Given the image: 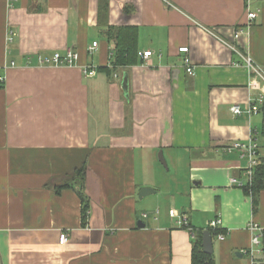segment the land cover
<instances>
[{
  "label": "crops",
  "instance_id": "0c3cea01",
  "mask_svg": "<svg viewBox=\"0 0 264 264\" xmlns=\"http://www.w3.org/2000/svg\"><path fill=\"white\" fill-rule=\"evenodd\" d=\"M123 26L149 59L113 65L107 33ZM66 49L75 65L39 64ZM242 55L264 69V0H0V264H192L213 220L211 264H250L264 190L225 150L252 136L264 160V108L230 112L255 97Z\"/></svg>",
  "mask_w": 264,
  "mask_h": 264
},
{
  "label": "built area",
  "instance_id": "2783aa9c",
  "mask_svg": "<svg viewBox=\"0 0 264 264\" xmlns=\"http://www.w3.org/2000/svg\"><path fill=\"white\" fill-rule=\"evenodd\" d=\"M246 9V17L248 20V24L255 20L257 14L251 12L249 9V5L245 6ZM249 26V25H247ZM242 31H237L234 35V39H238L241 35ZM13 33H10V37L8 41L11 42V37ZM97 49V43L93 42L92 45L88 48V52L92 54ZM235 52L236 49H233ZM179 53H187L188 48L182 47L178 49ZM138 58L142 60H147L152 56L151 51H143L137 53ZM244 62V67L247 70L249 75V82L247 84L248 90L255 93V97H249L247 101L246 108L242 110L238 105H233L230 107V112L235 116H240L242 114H246L248 117L255 116L261 113L264 108V69L255 65L253 60L249 56H240ZM78 61V54L71 49H66L64 53L55 52L48 58H43L38 56V62L41 65L45 66H54V67H71L75 65ZM183 64L186 67V72L188 74L193 73V67L191 66L190 59L188 57H184ZM13 65V63H11ZM96 68L92 66H83L82 73L85 77H93L96 75ZM4 76H0V86L4 83ZM228 152L238 151L242 157L247 160V167L244 171V175L246 178L247 187H251L253 176L256 167L260 163L259 155V144L256 139L252 136L249 137L246 141H235L231 143L225 149ZM234 184L238 187H243L244 184L242 182L232 180ZM169 216L172 219H175V222L178 226L187 227L188 222L185 215H180L174 210L169 211ZM219 225V220H213L209 224V228L211 230H215ZM247 230L250 233V247L247 250L246 254L249 257L250 264H260L258 262V256L262 255V236L264 234V229L260 227L258 224L249 222L247 225ZM218 239L222 240L223 236L218 235ZM68 237L65 233H59L58 235V245L63 246L67 243Z\"/></svg>",
  "mask_w": 264,
  "mask_h": 264
},
{
  "label": "trees",
  "instance_id": "16d2710c",
  "mask_svg": "<svg viewBox=\"0 0 264 264\" xmlns=\"http://www.w3.org/2000/svg\"><path fill=\"white\" fill-rule=\"evenodd\" d=\"M107 40L113 42V65L117 67L132 66L139 63L137 50V31L134 27H118L110 29L107 33ZM83 169L77 170L78 173ZM250 195L260 190H264V160L260 161L256 167L251 187H247ZM245 188V191H247ZM87 207H83L82 218H86ZM211 236L216 232L208 229ZM260 264H264V234L262 236V255L257 259ZM192 264H211V255L202 251V232L196 234L192 248Z\"/></svg>",
  "mask_w": 264,
  "mask_h": 264
},
{
  "label": "water",
  "instance_id": "95a60500",
  "mask_svg": "<svg viewBox=\"0 0 264 264\" xmlns=\"http://www.w3.org/2000/svg\"><path fill=\"white\" fill-rule=\"evenodd\" d=\"M121 88L124 96L127 97V75L123 76ZM158 157L163 167L167 168L161 152ZM149 193H152L150 189H141L138 193V197L141 199ZM202 251L207 255H211L213 253L212 236L208 230L203 231L202 233Z\"/></svg>",
  "mask_w": 264,
  "mask_h": 264
},
{
  "label": "rangeland",
  "instance_id": "374dc122",
  "mask_svg": "<svg viewBox=\"0 0 264 264\" xmlns=\"http://www.w3.org/2000/svg\"><path fill=\"white\" fill-rule=\"evenodd\" d=\"M162 156H163V154H162ZM163 159H164V157H163ZM164 161H166V160H164ZM167 164V163H166ZM164 168V167H163ZM165 170H167L166 168H164Z\"/></svg>",
  "mask_w": 264,
  "mask_h": 264
}]
</instances>
